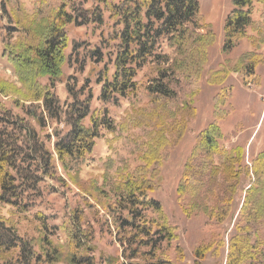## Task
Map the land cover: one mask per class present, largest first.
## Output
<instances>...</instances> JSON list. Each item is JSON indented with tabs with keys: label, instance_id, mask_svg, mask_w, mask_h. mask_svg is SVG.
Returning a JSON list of instances; mask_svg holds the SVG:
<instances>
[{
	"label": "rangeland",
	"instance_id": "rangeland-1",
	"mask_svg": "<svg viewBox=\"0 0 264 264\" xmlns=\"http://www.w3.org/2000/svg\"><path fill=\"white\" fill-rule=\"evenodd\" d=\"M121 1L109 0L116 4ZM198 1L199 20L203 26L200 33L210 30L215 39L205 50L204 60L201 52L194 51L184 62L189 66L188 72L199 69L197 80L188 84L189 80L179 75L177 81L170 83L175 96L169 99L152 94L148 89L149 84L156 83L159 67L164 69L167 65L146 63L137 71L135 89L119 98L117 104L97 100L101 88L98 81L110 79L114 71L115 36L122 27L115 23L117 18L110 14L108 7L101 5L102 25L66 27L67 46L61 76L53 81L50 90L63 109L73 101L69 92L79 95L80 100L88 97L91 114L106 109L107 119L113 126L111 131H101L91 153L79 162L65 160L61 165L53 153L56 136L61 137L69 129L63 118L59 121L46 119L45 127L40 128L26 113L29 108L41 106L40 102L16 103L15 95L0 93V135L3 132L15 135L19 132L20 121L29 122L53 155V169L46 175L36 173V180L23 189L19 205L0 203V220L27 241L35 253L56 249L61 260L55 264H67L63 258L71 251L77 253L70 246L71 240L80 236L81 253L89 257L92 264H145L148 256L143 257L142 252L149 249L150 243L138 249V258L129 259V252L136 245L121 244L122 234H117L113 216L103 205L114 202L128 179L145 165L142 159L148 152L149 141L157 131H163L167 144L161 154V166L152 165L147 171L154 173L155 180L147 197L159 203L163 217L175 227L177 238L170 243L160 242L154 252L155 259L169 260L172 264H226L227 242L236 235L234 225L245 223L238 212L243 190L253 179L252 172L248 177L241 176L236 198L221 223L201 211L203 205L216 208L222 205L220 199H226L219 186L222 181L219 170L216 180L206 179L202 188L181 193L178 186L199 133L212 123L219 127L221 146L243 149V164L249 169L253 160L264 152V1H252L251 23L245 29V36L225 52L222 50L224 24L233 8L231 0ZM1 2L6 5V13ZM40 2L0 0V78L7 81L6 84L23 87L12 64L2 55V33L9 25L7 14L13 18L28 15L40 6ZM89 7L91 3L84 5L85 9ZM161 52L174 57L173 50L165 43ZM237 65L241 68L252 66L258 76L255 82L244 86L236 71ZM220 78L221 83H217L215 80ZM37 82L41 87L50 83L47 77L37 78ZM36 111L40 112V108ZM83 123L88 125L89 120ZM17 144L23 145L20 141ZM22 147L25 150L24 145ZM207 175L212 174L204 175L203 179ZM102 191L109 195L105 196ZM195 202L202 206L197 208ZM148 214L151 218L157 217ZM39 218H43L44 223ZM257 224L254 228L252 225L251 231L256 229L258 236L264 238V228L261 222ZM221 235L225 240L222 249L217 244ZM202 246H208L204 258H196L195 250ZM87 248L91 250L84 251ZM18 252L14 249L1 254L0 258L13 262Z\"/></svg>",
	"mask_w": 264,
	"mask_h": 264
},
{
	"label": "trees",
	"instance_id": "trees-1",
	"mask_svg": "<svg viewBox=\"0 0 264 264\" xmlns=\"http://www.w3.org/2000/svg\"><path fill=\"white\" fill-rule=\"evenodd\" d=\"M252 1L231 0L233 8L224 24V52L245 36V29L251 23ZM88 3H91V7L85 9L84 5ZM100 5L108 7L110 14L117 18L115 23L122 27L115 36L117 43L111 78L98 81L101 88L97 100L102 103L115 105L119 98L134 90L137 71L146 63L167 65L164 69L159 67L158 77L154 79L156 83L149 84L148 89L161 98H172L175 92L170 88V83L177 81L179 75H184L189 80L188 84H193L198 78L199 69L188 72L189 66L184 62L191 58L194 51L201 52L204 60L205 50L215 39L210 30L200 33L203 26L199 20L198 0H123L118 4L109 0H41L40 6L28 15L13 18L7 14L9 25L2 33V55L12 64L25 89L6 84L4 82L7 81L0 78V93L15 95L16 103H41V106L36 107L40 108L38 113L36 108L26 110L27 115L40 128L45 127L46 119L59 121L63 118L69 129L61 137L56 136L53 144V153L61 165H64L65 160L79 162L91 153L95 140L100 137L103 129L113 130L107 119L106 109L96 115L91 114L88 97L80 100L79 95L69 92L73 101L63 109L58 97L50 90L53 81L61 76L65 60L64 50L67 46L66 27L102 25ZM1 6L6 13L5 3L1 2ZM163 43L173 50V58L162 54ZM236 68L246 87L258 77L252 66L241 68L237 65ZM40 77H47L49 85L41 87L37 82ZM221 80L222 78L215 81L221 83ZM191 93L194 94L192 91ZM184 108L188 109L186 106ZM188 112L191 113L190 110ZM86 119L89 120L88 125L83 123ZM19 124V132L15 135L8 132L0 135V203L12 205L20 204L23 189L32 180H36V173L46 175L54 167L53 155L45 148L34 126L26 121H20ZM155 134L142 159L145 165L138 168L135 174L132 173L134 175L128 179L125 188L118 192L114 202H107L103 208L113 216L117 234H122L121 244L126 243L127 247L136 245L129 252V259L138 258V249L150 243L149 249L142 252L143 257L148 256L145 264H172L169 260L155 259L154 254L160 242L165 240L170 243L177 238L175 227L170 226L163 217L159 203L147 197L151 190L150 185L155 183L154 173L147 171L152 165L157 168L161 166V154L167 144L163 131ZM220 136L219 127L215 123L199 133L178 191L183 193L202 188L206 179L216 180L215 174L219 170L222 179L219 186L226 199H220L222 205L216 208L202 206L197 202L195 206H202L201 211L207 212L210 218L221 223L236 198V186L241 176L248 177L251 171L253 179L248 188L243 190V201L238 212L245 223L234 225L236 235L227 242L226 264H264V238L258 236L256 229L251 231L252 225L253 228L257 227L258 222L264 228V152L253 160L249 169L243 164V149H225L219 143ZM19 141L25 150L23 145L17 144ZM208 173L212 175L203 179ZM105 194L109 195L106 192ZM148 212L156 214L157 217H149ZM39 219L44 223L43 218ZM77 229L81 231L80 227ZM81 242L80 236L71 240L70 246L77 253L71 251L62 261L67 264H92L89 257L82 255ZM224 243L221 235L217 241L218 247L222 249ZM207 247L196 249L195 257L204 258ZM14 249L19 250L14 261L0 258V264H55L61 260L56 249L35 253L27 241L17 236L10 226L0 220V255ZM87 250L91 249H84Z\"/></svg>",
	"mask_w": 264,
	"mask_h": 264
}]
</instances>
